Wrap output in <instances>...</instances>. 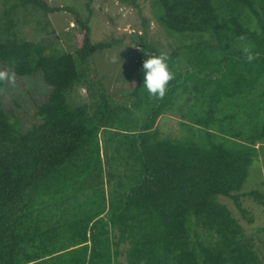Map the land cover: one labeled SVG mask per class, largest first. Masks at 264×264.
Instances as JSON below:
<instances>
[{"label": "trees", "instance_id": "1", "mask_svg": "<svg viewBox=\"0 0 264 264\" xmlns=\"http://www.w3.org/2000/svg\"><path fill=\"white\" fill-rule=\"evenodd\" d=\"M148 2L169 51L149 41V22L125 35L128 43H93L91 14L0 0V71L40 72L51 88L26 131L0 100V264L264 263L219 202L228 198L244 215L242 198L264 209V191L239 193L252 161L264 163V0ZM60 11L83 33L73 53L48 19ZM115 46H135L145 59L168 54L175 78L162 99L142 89V68L122 93L129 105L105 89L75 101L89 85L77 62L87 67L94 52ZM92 141L99 159L101 147L121 165H89Z\"/></svg>", "mask_w": 264, "mask_h": 264}, {"label": "rangeland", "instance_id": "2", "mask_svg": "<svg viewBox=\"0 0 264 264\" xmlns=\"http://www.w3.org/2000/svg\"><path fill=\"white\" fill-rule=\"evenodd\" d=\"M47 1L51 5L67 6L72 13L78 14L81 18L91 14L89 27L93 43L107 42L114 38L122 39L125 43H128L129 39L125 35L134 31H141L142 23L149 22V41L161 45L166 51H169V45L173 46L166 34L151 18L148 0ZM86 2H89V7H87ZM48 19L60 46L64 50L73 53L79 46L83 33L73 21L72 14L67 11L55 12L49 14ZM25 31L27 39H37L36 36L30 33L28 28ZM132 50L138 52L135 46L128 48L115 46L111 49L96 51L88 59L87 67L84 62L78 61V71L79 73L86 72V81L89 85H87L88 87L83 86L80 88L81 90H75V101L88 102L91 94L105 89L115 98L117 103L122 102L123 104L125 100L124 102L129 105L130 102H128V99H123L122 93L134 85V77L143 68V63L146 60L140 52L130 53ZM4 71L13 73L10 69ZM92 86L93 89L90 90ZM50 92L51 88L45 84L41 73L36 72L30 76H15L14 83H4L0 88V100L5 110L12 112L19 120L22 130L26 131L33 124L40 121L34 115L35 104H42ZM99 140H101L100 135ZM89 148L92 150L93 155L90 156L89 165H121V162H119L122 161L121 159L110 161L109 152L105 157H102L101 147V158L99 159L97 146L93 144V141L90 142ZM92 177L98 180L95 188L100 190L101 184H99V177L97 178L96 172L92 173ZM252 190L264 191V163L260 156L254 159L248 167L246 180L239 193H247ZM219 202L225 205L232 216L246 229L247 233L251 234L255 240L257 251L258 245L260 246L261 253L259 251L256 253L264 258V209L253 199L242 198L240 205L246 212L244 215L237 209L234 202L228 198H219ZM248 218H251V221Z\"/></svg>", "mask_w": 264, "mask_h": 264}, {"label": "clouds", "instance_id": "3", "mask_svg": "<svg viewBox=\"0 0 264 264\" xmlns=\"http://www.w3.org/2000/svg\"><path fill=\"white\" fill-rule=\"evenodd\" d=\"M243 42L245 37H239ZM242 51L245 54V59L251 63L256 59L251 48L247 45L242 46ZM168 54L161 52L160 54H152L147 56L143 63L145 70L143 88L146 89L151 97L163 98L166 94L169 83L175 78L168 65ZM0 81L5 83H14L15 74L8 71H0Z\"/></svg>", "mask_w": 264, "mask_h": 264}]
</instances>
